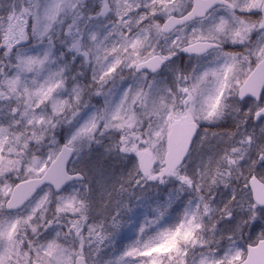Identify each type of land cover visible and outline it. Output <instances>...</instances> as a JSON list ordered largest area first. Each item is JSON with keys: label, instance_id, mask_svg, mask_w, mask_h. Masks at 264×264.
I'll use <instances>...</instances> for the list:
<instances>
[{"label": "snow or ice", "instance_id": "6c2138e0", "mask_svg": "<svg viewBox=\"0 0 264 264\" xmlns=\"http://www.w3.org/2000/svg\"><path fill=\"white\" fill-rule=\"evenodd\" d=\"M0 264H264V0H0Z\"/></svg>", "mask_w": 264, "mask_h": 264}, {"label": "rangeland", "instance_id": "374dc122", "mask_svg": "<svg viewBox=\"0 0 264 264\" xmlns=\"http://www.w3.org/2000/svg\"><path fill=\"white\" fill-rule=\"evenodd\" d=\"M110 168H111V161L108 160V161H105V163H104V170H103V174L102 175L101 174L93 175L92 172L90 171L89 174L93 175L92 188H93L94 192L100 190V189L97 188V181H102L104 177L109 176L110 175ZM174 216H175V214H173L172 218H174Z\"/></svg>", "mask_w": 264, "mask_h": 264}, {"label": "trees", "instance_id": "16d2710c", "mask_svg": "<svg viewBox=\"0 0 264 264\" xmlns=\"http://www.w3.org/2000/svg\"><path fill=\"white\" fill-rule=\"evenodd\" d=\"M60 139H61V142H62V136L60 137ZM173 214H175V213H173Z\"/></svg>", "mask_w": 264, "mask_h": 264}]
</instances>
